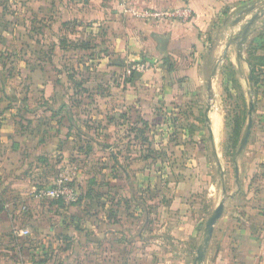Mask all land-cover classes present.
<instances>
[{
  "label": "rangeland",
  "instance_id": "374dc122",
  "mask_svg": "<svg viewBox=\"0 0 264 264\" xmlns=\"http://www.w3.org/2000/svg\"><path fill=\"white\" fill-rule=\"evenodd\" d=\"M118 3L0 0V260L192 264L233 194L205 264H264V160L247 150L264 146V26L241 40L250 16L235 25L242 67L204 59L188 102L155 112L123 103L126 69L143 63L119 60ZM250 101L252 146L237 155ZM59 186L73 201L39 196Z\"/></svg>",
  "mask_w": 264,
  "mask_h": 264
},
{
  "label": "crops",
  "instance_id": "0c3cea01",
  "mask_svg": "<svg viewBox=\"0 0 264 264\" xmlns=\"http://www.w3.org/2000/svg\"><path fill=\"white\" fill-rule=\"evenodd\" d=\"M248 4L249 0H119L117 6L119 60L125 59V65L131 61H141L144 65L142 69L132 73L123 85V103L157 112L159 108L165 110L188 102L194 88L202 84L205 74L204 59L214 58L215 61L227 59L235 68H241L243 56L239 51L236 52L233 46L237 27L232 25V21ZM180 7L191 8L193 13L191 20L186 22L178 19L145 20L136 14L145 9L165 10ZM237 7L241 8L233 13ZM108 12L112 11L108 10L105 13ZM262 19L264 15L250 26V37L251 33L262 29L264 26ZM164 33L169 34L166 56L160 53L154 39L156 35ZM248 69L250 73L249 66ZM214 77H217V74ZM213 88L215 89L214 79L212 92ZM206 107L210 108V104L208 103ZM210 121L212 138L213 128H218L221 117L216 115ZM251 146L252 137L249 136L247 148ZM247 150L254 154L260 165L258 167L261 168L264 146ZM58 233L67 234L69 231ZM262 253L264 254L263 246ZM9 262L11 261L7 259L0 260V264H10ZM57 264H62V261Z\"/></svg>",
  "mask_w": 264,
  "mask_h": 264
},
{
  "label": "water",
  "instance_id": "95a60500",
  "mask_svg": "<svg viewBox=\"0 0 264 264\" xmlns=\"http://www.w3.org/2000/svg\"><path fill=\"white\" fill-rule=\"evenodd\" d=\"M263 15H264V0L259 1V2L258 1L254 2V3H252L246 7H243L238 12L236 17L232 21V25H237L239 22L245 20L248 16H250V17H248V19L246 20V22L244 23V25L240 31L241 40L246 39V35L250 29V26L255 22L256 19H258L259 17H261ZM235 38L237 39V37H235ZM154 39L157 42V48L160 51V53L162 55L166 56L168 42H169V34H167V33L158 34L154 37ZM251 76H252V74L250 71V78H251ZM211 86H212V79H208L207 91L209 93V97H211V93H212ZM253 108H254L253 102L250 101L249 102L247 124H246L244 132L241 136L238 148L236 150L237 155L240 154L245 149V147L247 145V142H248V139L250 136V132H251V128L253 125V120H252ZM207 110H209L208 107H207ZM218 168L219 169L221 168L220 164H218ZM234 172H235V179H236L237 186H238L239 185L238 167H237L236 163H235V167H234ZM224 191H225V189H223V192ZM232 196H233V194L222 195L221 198L219 199L218 203L215 205V207L213 208V210L211 211V213L209 214V216L205 220L203 227H202L198 246L195 249V256H194L192 264H205L206 255H207V252H208V249L210 246V242L212 239V235L214 232L215 225L223 213L224 206H225L227 199L231 198ZM1 208H2V205L0 204V209Z\"/></svg>",
  "mask_w": 264,
  "mask_h": 264
},
{
  "label": "built area",
  "instance_id": "2783aa9c",
  "mask_svg": "<svg viewBox=\"0 0 264 264\" xmlns=\"http://www.w3.org/2000/svg\"><path fill=\"white\" fill-rule=\"evenodd\" d=\"M138 16L142 17L143 19H154V20H164V19H178L180 21L186 22L191 20L192 18V10L190 7H180V8H173V9H165V10H150L145 9L141 10L136 13ZM144 67L141 63H134L130 65L126 71L128 74H132ZM47 196L50 199H57L58 197L63 198L66 202L73 201L74 195L72 191L63 187H57L55 189H45V191H40L39 196ZM29 232L27 229H22L19 231L18 234H23Z\"/></svg>",
  "mask_w": 264,
  "mask_h": 264
},
{
  "label": "trees",
  "instance_id": "16d2710c",
  "mask_svg": "<svg viewBox=\"0 0 264 264\" xmlns=\"http://www.w3.org/2000/svg\"><path fill=\"white\" fill-rule=\"evenodd\" d=\"M260 38V37H259ZM263 43H264V41H263ZM263 43H261V44H263ZM250 62V61H249ZM250 65H251V71L252 72H254V67H253V65H252V63L250 62ZM264 66V65H263ZM262 67V66H261ZM87 194V193H86ZM88 196H89V194H88ZM51 201L50 202H53L52 200H54L55 202H58L59 204L60 203H62V201H61V199H50ZM70 237L69 236H66V235H64V239H69ZM45 261V260H44ZM44 261H42V262H44Z\"/></svg>",
  "mask_w": 264,
  "mask_h": 264
}]
</instances>
